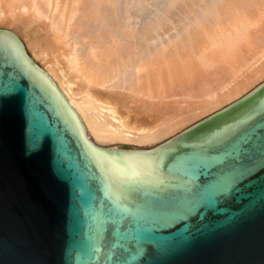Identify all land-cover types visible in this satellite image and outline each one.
I'll return each instance as SVG.
<instances>
[{"label": "water", "instance_id": "obj_1", "mask_svg": "<svg viewBox=\"0 0 264 264\" xmlns=\"http://www.w3.org/2000/svg\"><path fill=\"white\" fill-rule=\"evenodd\" d=\"M0 264H264V81L151 149H99L0 30Z\"/></svg>", "mask_w": 264, "mask_h": 264}, {"label": "bare ground", "instance_id": "obj_2", "mask_svg": "<svg viewBox=\"0 0 264 264\" xmlns=\"http://www.w3.org/2000/svg\"><path fill=\"white\" fill-rule=\"evenodd\" d=\"M145 1L0 0V16L5 8L12 17L17 12L28 13L29 18L40 22L30 27L27 45L44 68L35 65L20 43L22 50L51 80L79 118L86 139L99 149H110L100 145L110 143L154 145L173 135L202 111L214 108L217 103L210 86L215 84L212 88L216 91L228 87L237 74L254 68L257 72L264 61V0H215L212 11L194 27L189 26L179 41L168 36L174 31L170 19L169 28L158 23L162 13L159 1L149 2L150 12L145 11ZM178 1L184 2L178 5ZM178 1L186 11L194 0ZM124 5L126 10H122ZM95 22L100 27L95 25L96 32H92L89 26ZM56 54L64 58V65L58 63ZM112 89L133 94L136 101L130 104L135 106H128L127 96ZM172 97L207 99L192 105L194 109L187 117L175 119L171 115L152 128L135 125L122 113L126 110L139 121L151 115L158 104H172L167 102Z\"/></svg>", "mask_w": 264, "mask_h": 264}, {"label": "rangeland", "instance_id": "obj_3", "mask_svg": "<svg viewBox=\"0 0 264 264\" xmlns=\"http://www.w3.org/2000/svg\"><path fill=\"white\" fill-rule=\"evenodd\" d=\"M157 1H159L158 5L160 4L159 5L160 9H162L160 12H162L161 14H163V16L160 14L161 18L159 19L158 23L165 25L164 26L165 28H169L171 26H170V22L168 19H170L173 22L174 31L171 30L169 32L168 36H170V37L174 36L173 38L175 39V41L178 37H183V35L187 32V30L194 27L198 23V20H200V21L203 20V17L205 16V14L208 11H210V12L212 11L213 8H211V7L213 6V4L215 2V0H196V1L194 0L192 3L193 8H192V6H190L189 7L190 9L186 8L187 6L185 7V5L183 4L186 11L190 10L189 13L187 14L186 11L182 10L183 9L182 6L181 7L178 6L180 3H183L184 1L182 2V1L174 0L175 2L178 1L179 3L178 2L175 3L173 0H169V1L157 0ZM166 1L168 2L167 4H166ZM171 1H173V2H171ZM149 2H151V0H147V3H146V1L144 3V8L146 9V10L145 9L144 10L146 12L147 11L150 12L149 6H151V5H149L150 4ZM170 2L173 3L172 5L176 4V6H172ZM177 3H178V5H177ZM198 3H199V5H198ZM166 5L168 7H166ZM170 5H171V7H170ZM125 6H127V5H124L122 7V10H124L126 8ZM145 6H148V7H145ZM175 7H176V9H175ZM196 7H198V8H196ZM201 8H203V9H201ZM3 9H4L3 13H2L3 16H0V30L10 32V33L14 34L15 36L17 34L16 37L20 41L22 46L24 45L23 48L25 49V52L27 53L28 57L35 63L36 66L43 69L44 63L42 61L38 60V58L34 57V55L32 54V52L30 51V49L27 45V40L29 38L28 32H29L30 27H33V26L39 24L40 22L33 21L32 18H29L30 16L28 13L19 14L17 12L12 17L9 15V13L7 12V10L5 8H3ZM151 9H152V7H151ZM209 9H211V10H209ZM105 11H108V9L106 8ZM181 12H183L185 15ZM262 14H264V13H262ZM184 16H186V18ZM9 17H11V18H9ZM105 18H106L105 20H107V22H108L109 16L108 17L106 16ZM261 20H262V22H264V19H261ZM104 21H102V22L104 23ZM107 22H106V24H107ZM95 23L93 25L91 24L89 26V28L91 27L90 30H92V32H96V29L100 27L99 25H97L98 22H95ZM194 23H195V25H194ZM160 24H158V25H160ZM95 25L97 26V28ZM103 25H105V24H103ZM192 25H194V26H192ZM183 27H185V28H183ZM185 30H186V32H185ZM37 33H39V32L37 31ZM43 34H44V32H43ZM168 36H166V38ZM164 38H165V36H164ZM55 56H58V54H56ZM63 62H64V58H62L61 56H58V63H62V65H64ZM197 62H195V63H197ZM58 66L61 67L60 65H58ZM259 66H257V68ZM263 67H264V61H263V64L259 67V71L257 70V72H255V70H254L256 68H254V69L246 70L245 72H242L241 74H237L233 79L234 81L229 82V84L227 85L228 87L217 89V91L221 90L220 92H217L216 90H214V88H216V87H214L215 84L210 86L209 90H211L213 92V96L215 94L214 98H215V101L217 103L214 105V108L212 110L206 111L204 113L202 111V114H200L199 116H196L193 119H190L186 124H184L181 127V129L176 131L173 135H170V136L162 139L161 141L156 142V144H154V145L140 146L137 144H127V143H110V144H100V145H101V147L112 148V149H129V150L151 149L152 147H154V146L166 141L167 139L177 135L178 133L182 132L183 130L191 127L192 125L198 123L199 121L203 120L204 118L208 117L209 115L219 111L220 109H223L224 107L230 105L231 103H233L237 99L246 95L249 91H251L253 88H255L256 86H258L260 83H262L264 81V68ZM242 83H244L243 87H240V88L235 87L237 84H242ZM212 87H214V88H212ZM111 91H114V92L116 91V92H119V93L127 96V97H125V103H127V105L130 107L135 106L134 104H130V102L136 101L133 97V94L128 93L124 89H114V90L112 89ZM214 91H216V93ZM226 94L228 97H226ZM206 99L207 98H205V97L199 98V99H196V98L188 99L187 97H175V98L172 97L169 100H167V102L173 101L172 104L171 103L170 104H158L156 107H154V110H153L154 112L151 115L147 114L144 116L143 119H141V120L139 119V121H137V120L135 121L134 117H132V115L129 114L126 110H123L122 113H123V115L128 114V115L124 116V117H127L126 118L127 121L134 122L135 125H138L141 127L152 128V127L159 125L161 123V122H159L160 120L164 121V119H168L171 115L174 116L175 119H177V118L183 119V118L187 117L188 114L191 113V111L194 109V106H192V105L198 106V105L202 104ZM174 101H178V102L174 103ZM137 104H139L138 101H137ZM197 112H198V110H197ZM153 122H155V123H153ZM149 124H151V125H149Z\"/></svg>", "mask_w": 264, "mask_h": 264}]
</instances>
